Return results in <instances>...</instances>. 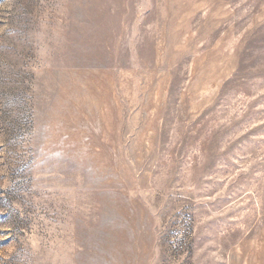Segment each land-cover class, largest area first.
I'll list each match as a JSON object with an SVG mask.
<instances>
[{
  "label": "rangeland",
  "instance_id": "rangeland-1",
  "mask_svg": "<svg viewBox=\"0 0 264 264\" xmlns=\"http://www.w3.org/2000/svg\"><path fill=\"white\" fill-rule=\"evenodd\" d=\"M0 264H264V0H0Z\"/></svg>",
  "mask_w": 264,
  "mask_h": 264
}]
</instances>
